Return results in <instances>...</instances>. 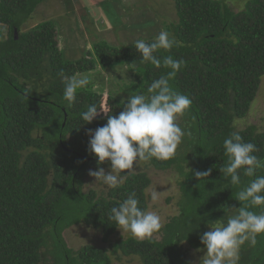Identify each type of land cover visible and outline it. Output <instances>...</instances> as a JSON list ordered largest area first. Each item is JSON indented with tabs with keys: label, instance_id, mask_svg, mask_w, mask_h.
<instances>
[{
	"label": "trees",
	"instance_id": "obj_1",
	"mask_svg": "<svg viewBox=\"0 0 264 264\" xmlns=\"http://www.w3.org/2000/svg\"><path fill=\"white\" fill-rule=\"evenodd\" d=\"M44 1L0 0V264H114L133 257L140 264H193L186 251L203 248L200 235L243 206L235 195L254 178L242 169L239 186L225 178L219 170L227 164L224 139L239 130L264 159V133L254 125L236 126L250 111L264 77V0H245L238 10L226 0H174L177 20L164 30L178 46L155 55L186 62L170 85L192 100L178 120L191 135L174 158L141 161L121 173L127 179L119 188L100 181L98 187L88 185L87 170H110L107 160L97 165L86 135L107 117L88 124L81 113L94 104L117 115L127 102L121 95L146 92L171 69L142 63L135 44L115 47L101 39L80 58H68L58 47L54 21L21 31ZM118 66L129 76L112 80L106 95L88 84L77 90L74 103L64 99L66 77ZM209 169L208 176H195ZM151 172L178 176L175 214L153 233L159 238L130 234L110 244L119 230L109 219L111 208L135 192L139 207L148 210ZM81 225L98 232L111 250L89 243L78 250L69 247L65 233ZM256 239L255 246H241L239 264H264V234Z\"/></svg>",
	"mask_w": 264,
	"mask_h": 264
},
{
	"label": "clouds",
	"instance_id": "obj_2",
	"mask_svg": "<svg viewBox=\"0 0 264 264\" xmlns=\"http://www.w3.org/2000/svg\"><path fill=\"white\" fill-rule=\"evenodd\" d=\"M174 46H178V42L167 30L160 31L151 41H136L135 48L142 63L150 62L156 68L163 66L171 71L154 79L146 92L127 97L117 115H109L108 109H98L94 104L81 113L82 120L88 124L105 115L107 117L105 124L87 129L86 135L89 136V151L97 157V165L106 160L110 162L109 171L97 167L96 170H89V175L108 188L121 187L127 179L121 173H130L141 161L174 158L183 138L191 135L178 120L187 114L192 100L170 85V80L186 62L173 59L171 55L161 60L155 55L160 49L168 51ZM63 83V97L72 104L76 101L77 90L86 87L89 80L84 76H72L66 77ZM223 148L227 164L219 170L225 178L230 177L232 185L241 184L238 171L241 169L245 176L254 178L235 195L239 202H244L243 206L233 208L236 211L226 221L219 220L200 235L204 250L200 264H239L241 246L245 242L255 246L257 236L264 234V175H257L258 170L264 169V159L254 154L258 151L257 146L245 142L239 130L224 139ZM209 171L196 172L195 176H208ZM152 198L156 199L155 194ZM255 207L260 208L258 213L250 210ZM109 219L120 230L140 240L151 237L163 226L161 217L155 211L139 207L135 192L111 208Z\"/></svg>",
	"mask_w": 264,
	"mask_h": 264
},
{
	"label": "rangeland",
	"instance_id": "obj_3",
	"mask_svg": "<svg viewBox=\"0 0 264 264\" xmlns=\"http://www.w3.org/2000/svg\"><path fill=\"white\" fill-rule=\"evenodd\" d=\"M245 0H226V2L238 10ZM54 21L58 47L68 58H80L90 50L96 39L105 40L109 45L130 46L138 40H153L156 35L165 29V26L177 20L174 0H45L38 5L28 25L21 31L45 21ZM66 56V57H67ZM126 75L129 71L118 66L109 71L100 67L87 74L77 76L87 77L92 90L106 95L113 87L116 77ZM88 88V87H87ZM106 93V94H105ZM120 97L125 99L128 95ZM248 125H254L258 131L264 133V77H262L256 98L250 111L242 120L236 121L238 129ZM89 167V166H87ZM95 170V169H90ZM105 171H109L105 169ZM177 175L171 172H151V184L146 190L148 196V210L155 211L160 217L162 224L168 217L175 214L179 190ZM86 181L89 186L98 187V181L87 170ZM155 194L156 199L152 198ZM130 235L123 229L117 230L109 243L125 238ZM159 238L158 235H152ZM68 246L78 250L84 243L93 244L96 247H105L111 250L109 243L100 241L98 232L81 225L68 230L64 235ZM186 258L193 264H200L204 250H187ZM114 264H140L133 258H122Z\"/></svg>",
	"mask_w": 264,
	"mask_h": 264
},
{
	"label": "water",
	"instance_id": "obj_4",
	"mask_svg": "<svg viewBox=\"0 0 264 264\" xmlns=\"http://www.w3.org/2000/svg\"><path fill=\"white\" fill-rule=\"evenodd\" d=\"M14 34H15V39H16L17 38V32L15 31Z\"/></svg>",
	"mask_w": 264,
	"mask_h": 264
}]
</instances>
